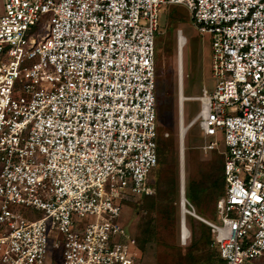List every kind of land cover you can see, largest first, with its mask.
<instances>
[{
    "label": "built area",
    "instance_id": "1",
    "mask_svg": "<svg viewBox=\"0 0 264 264\" xmlns=\"http://www.w3.org/2000/svg\"><path fill=\"white\" fill-rule=\"evenodd\" d=\"M164 5H183L208 34L216 81L188 97L200 107L185 125L179 32L181 242L185 212L197 216L183 143L198 121L205 139L224 135L221 221L197 216L221 259L213 264H264V0H0V264H46L50 252L55 264H139L134 234L116 219L124 202L155 192Z\"/></svg>",
    "mask_w": 264,
    "mask_h": 264
},
{
    "label": "rangeland",
    "instance_id": "2",
    "mask_svg": "<svg viewBox=\"0 0 264 264\" xmlns=\"http://www.w3.org/2000/svg\"><path fill=\"white\" fill-rule=\"evenodd\" d=\"M48 18L44 17L37 24L44 27ZM182 35V50L178 55L177 37ZM180 58L182 72L183 94L194 97L201 94L206 87L210 92L216 81L212 77L211 48L208 34L200 33L193 24L188 10L183 5L162 7L160 14L159 32L156 37L155 60L157 75V127L163 142L172 143L173 156L166 154L160 159V164L152 172L151 180L155 183L156 193L146 199H132L122 204L119 217L116 219L123 227L134 234L135 239L140 236V224L147 214L154 217L155 237L140 246L138 250L139 264H210L213 260L205 237L210 231L208 225L199 217L220 222L215 201L223 194L222 165L224 161V135L219 130L215 136H202L198 121L190 124L184 136L183 175L184 187L190 203L195 208V215L185 212L184 219L189 230L185 242L180 239L181 206L179 197L176 198L175 214L169 220L166 214L150 210L149 204L162 206L159 196L164 197L167 191L166 179L172 175L176 177V188L179 192L180 159H179V118H178V90L177 64ZM200 104L195 99L183 101L184 124L191 122L199 110ZM168 132L169 136H163ZM206 140H216V148L204 149ZM204 187L198 199L189 197L191 184ZM195 191L196 188H194ZM178 194V193H177ZM190 207L186 205V209ZM154 211V212H153ZM151 212V213H150ZM58 253H49L46 264H55Z\"/></svg>",
    "mask_w": 264,
    "mask_h": 264
},
{
    "label": "trees",
    "instance_id": "3",
    "mask_svg": "<svg viewBox=\"0 0 264 264\" xmlns=\"http://www.w3.org/2000/svg\"><path fill=\"white\" fill-rule=\"evenodd\" d=\"M161 139H162L161 136H159L157 139L158 165L160 164V159L162 156L165 157L164 160L166 162V158H167L166 154L168 152L170 153V157L173 156L172 143L171 142L170 143L163 142V140H161ZM223 163H224V161H223ZM158 165L156 166V168L158 167ZM154 170L152 172H154ZM155 183L156 182H152V180H151V184L154 187V190H155ZM222 183H223V194H224L225 184H224L223 165H222ZM166 187H167V191L165 192V196L164 197L159 196V199L161 200L163 205L157 207V206H155L156 202L154 201V203L149 204V207L151 208L150 209L151 211L155 209L157 212L158 211L163 212L164 214H166V217L169 218V220H173L174 214H175L176 198H177V196L179 197V192L176 188V177L173 173L171 176H169L166 179ZM194 188H196L197 191H195ZM202 192H204V187H202L200 184L196 185V184L192 183L190 188H189V197H191L193 199H198L199 195ZM155 193H156V190L153 194H155ZM152 195H147V196L145 195V196H142L138 199H146ZM187 196L188 195H186V197ZM187 199L189 200L188 197H187ZM216 201H215V206H216ZM151 214H147L148 216L145 217V220L142 222V224H140V227H141L140 236L136 240L137 247L139 250H140V248H141L140 246H142V244L146 243L149 240H152L155 237L154 236L155 235L154 217ZM208 228L210 230L209 226H208ZM205 239L208 242V248L210 249V251L212 253V257H213V260L210 264H213L215 262L220 261L221 259L218 255L217 250L215 248L211 247V243H212L211 231L208 232V236H206Z\"/></svg>",
    "mask_w": 264,
    "mask_h": 264
},
{
    "label": "bare ground",
    "instance_id": "4",
    "mask_svg": "<svg viewBox=\"0 0 264 264\" xmlns=\"http://www.w3.org/2000/svg\"><path fill=\"white\" fill-rule=\"evenodd\" d=\"M181 48H182V46H181ZM181 48H180V49H181ZM181 50H182V49H181ZM185 99H190V98H188V97H187V98H184L183 101H184ZM181 131H182L181 133L183 134L184 131H185V129H182ZM184 212H185V211H184ZM186 236H187V235H186V233L184 232V233H183V237H184V238H187Z\"/></svg>",
    "mask_w": 264,
    "mask_h": 264
},
{
    "label": "water",
    "instance_id": "5",
    "mask_svg": "<svg viewBox=\"0 0 264 264\" xmlns=\"http://www.w3.org/2000/svg\"><path fill=\"white\" fill-rule=\"evenodd\" d=\"M181 151H182V148H181Z\"/></svg>",
    "mask_w": 264,
    "mask_h": 264
}]
</instances>
